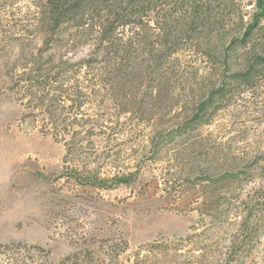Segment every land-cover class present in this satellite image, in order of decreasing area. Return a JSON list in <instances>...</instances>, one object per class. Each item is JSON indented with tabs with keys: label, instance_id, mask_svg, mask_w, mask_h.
Instances as JSON below:
<instances>
[{
	"label": "rangeland",
	"instance_id": "obj_1",
	"mask_svg": "<svg viewBox=\"0 0 264 264\" xmlns=\"http://www.w3.org/2000/svg\"><path fill=\"white\" fill-rule=\"evenodd\" d=\"M29 1L17 3L19 19L28 12ZM239 1L241 15L205 23L209 29L195 39L186 36L162 72L147 69L146 60L139 57L146 73L135 91L112 92L101 86V74L93 73L101 72L104 62L96 70L83 68L74 73L81 91L78 110L69 108V99H77L72 89L69 95L63 94L50 83L48 99L62 107L58 126L51 125V115L36 108L34 100L13 91L15 85L8 82L5 70L12 64L32 62L41 39L49 38L36 29L14 32L11 24L16 16L9 15L8 5L0 6V29L5 27L0 31V264H195L192 260H200L199 250L192 251V244L180 250L174 246L180 237L207 228L211 231L202 253L208 252V245L210 249L199 264H222L214 245L219 250L225 242L215 240L217 228L208 216L212 212H207L212 197L222 196L229 187L220 188L214 182L222 170L209 164L208 150L192 143L203 141L205 148L227 143L233 147L232 155H237L234 163L243 167L248 162L234 149L247 145L253 150L250 155H255L261 145L264 89L253 96L242 92L221 99L205 126L189 128L184 120L195 103L223 81L225 76L222 80L220 76L227 73L224 56L231 55L225 63L228 73H236L244 69L250 52L264 49V30L253 29L245 48L236 44L233 52L226 50L243 38L254 21V1ZM260 25L263 29L264 20ZM73 32L62 27L54 38L57 47L41 58L52 62L79 59L94 36L86 43L74 42ZM153 39L145 42V49L154 58L158 48L151 43ZM200 45L207 55L198 52ZM92 79L94 85L89 84ZM156 83L164 94L152 105L159 91L152 87ZM116 94L141 103L146 115L140 118L136 111L123 110L127 106ZM183 125L186 129L179 135L175 130ZM251 165L246 167L252 169L247 192L264 184L262 164ZM123 175H130L129 183L118 182L116 178ZM245 195L243 191L241 196ZM224 217L233 220L234 213ZM225 226L231 233V226ZM261 235L262 245L264 228ZM124 239L127 248L122 254L114 255L107 248ZM158 243L163 245L151 247ZM24 246L32 253L28 258L17 252ZM260 256H255L256 261L264 264Z\"/></svg>",
	"mask_w": 264,
	"mask_h": 264
},
{
	"label": "trees",
	"instance_id": "obj_2",
	"mask_svg": "<svg viewBox=\"0 0 264 264\" xmlns=\"http://www.w3.org/2000/svg\"><path fill=\"white\" fill-rule=\"evenodd\" d=\"M253 1L256 7V12L253 15L254 21L243 33V38L236 39L232 46L227 47L226 50L229 52H233L231 49L236 44L245 48L251 30L257 29L258 32L264 30L260 27L264 20V0ZM18 2L19 0H0V6L8 5L9 15L16 16L11 24L13 31L29 33L36 29V31L40 30L41 33L47 34L49 39H41V46L33 52L37 53L32 62L12 64L11 68H6V79L10 84L15 85L13 91L25 96L27 100H34L36 108H40L46 114L51 115V125L55 126H58L56 123L59 117L58 112L62 107H59L52 98L48 99L49 93L47 91L50 83L55 84V88L63 94L69 95L72 89L71 91H74L77 99H69L70 102L72 101L69 108L74 107L78 110L82 105L78 97L81 91L74 73L83 68L96 70V65H101L104 62L101 72L96 73V70L93 73L101 74V86H105L112 92L113 90L115 92L135 91L146 73L139 66L141 64L137 61L139 57V59L144 58V61L146 60L147 69L151 67L153 72L160 73L170 56L180 51L186 36L195 39L196 34H202L203 30L209 29L206 28L209 25H204L205 23L241 15L239 4L241 2L239 0H30L27 6L28 12L23 13V18L19 19ZM62 27L63 30L68 28L74 30L72 37L74 42L86 43L89 42L87 38L92 39L93 36L94 39L90 41H94L79 59L60 58L56 62H52L49 59L41 58L46 54H51L49 52L57 47L54 38L55 36L59 37L58 31ZM0 31L4 32L5 27L2 26ZM150 38H155L157 41L155 42L153 39L151 42L152 44L155 43L158 48V54H155L154 58L151 55V50L145 49V42L149 41ZM199 47L201 48L198 49ZM197 50L200 54L207 55L206 49L203 51L201 45L197 47ZM250 53L247 56L244 69L236 73H228L229 70L225 63L231 58V55L229 57L224 56L223 66L227 73L220 76L221 80L225 76L223 81L217 89L208 92L195 103L196 105L192 107L191 112L184 120L187 124L186 127L190 126L189 128L194 129L208 124L220 107L218 103L223 98L231 99L233 95L240 96L242 92H250L253 96L256 95V91L261 92L264 89V49H261L260 52L253 50ZM30 55L33 56L32 52ZM0 70L2 71V69ZM70 76L73 77L66 79ZM94 82L95 80L92 79L89 84L94 85ZM158 86L161 85L156 83L152 87L157 89ZM158 89L152 105H155L164 94L163 87ZM117 96L121 97L120 100L122 99L125 102L122 103L128 108L123 110H129L131 113L136 111L140 118L141 115H146L141 103L129 101L119 94H116V99ZM128 105L134 106V109ZM184 126H178L175 131L182 135L181 130ZM185 129L184 127L183 131ZM262 137L264 136L261 135L259 138ZM259 143L261 145L258 144L255 155H250L253 150L247 145L243 148L234 149L240 150L248 162L247 164L242 163L243 167L241 168H238L240 163H234L238 158L236 154L232 155L233 147L229 144H216L212 145L211 148H205L206 143L203 141L198 142L197 140L192 143L195 148L208 150V153L211 154V156L208 155L209 164L213 169L219 167L222 170L223 175L217 176L214 182L218 186L221 185L220 188L229 187L228 192L222 196L212 197L208 202L209 212H207V214L212 212L208 216L212 220L213 227L217 228V232L213 234L215 240L225 242V247L220 246L219 250L218 244L215 243L214 245L217 257L222 259V264H243V262L246 264L249 260L251 264H259L255 257L257 254H261L260 259L264 262V244L261 245L263 242V235L261 234L264 228V184L253 192L248 191V193L245 189L246 184L252 179V169L250 171L246 168L250 164H252L250 167L262 164L259 167L262 178H264V139ZM129 176L123 175V177L116 179L120 183L127 184L129 183ZM240 176L241 178H239ZM227 180L230 181L227 182ZM243 191L246 195L242 197ZM230 212L234 213L233 220L222 218L225 213ZM225 223L231 226V233L228 232ZM210 231L211 228L202 229L198 232L195 230L191 235H186L185 238L180 237L177 239L180 242L176 243L174 248L180 250L184 245L192 244L191 250H199L201 254L200 260L194 259L195 261L192 260V263H202L204 260L202 257H205V254L208 255L210 249V245H208V252L202 253ZM188 241L189 243H187ZM259 244L261 247H258ZM159 245L163 244H153L151 247H159ZM165 246L167 248V243ZM214 246H212V250H214ZM107 248L112 254L120 255L127 248V240L124 239L120 244L109 245ZM17 252H23L25 258L32 254L27 246H24L23 250L20 247ZM212 254L211 252L210 256ZM205 263L203 262V264Z\"/></svg>",
	"mask_w": 264,
	"mask_h": 264
}]
</instances>
